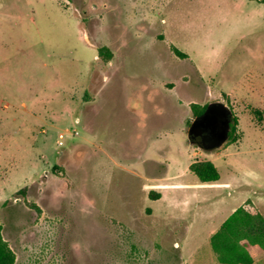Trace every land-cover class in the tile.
<instances>
[{"label": "rangeland", "instance_id": "374dc122", "mask_svg": "<svg viewBox=\"0 0 264 264\" xmlns=\"http://www.w3.org/2000/svg\"><path fill=\"white\" fill-rule=\"evenodd\" d=\"M211 103L237 118L235 143L188 138ZM202 160L216 186L188 171ZM241 206L264 216V4L0 0V225L15 264H218L209 237Z\"/></svg>", "mask_w": 264, "mask_h": 264}, {"label": "trees", "instance_id": "16d2710c", "mask_svg": "<svg viewBox=\"0 0 264 264\" xmlns=\"http://www.w3.org/2000/svg\"><path fill=\"white\" fill-rule=\"evenodd\" d=\"M264 4V0H257ZM174 54L183 59L186 55L173 49ZM101 53L98 51V56ZM207 105H205L195 116H201ZM257 117L259 113L253 111ZM258 120H260L258 118ZM231 132L228 135V144L238 140L235 135L238 120L232 115ZM188 171L197 179L200 184H214L219 180V173L214 164L210 161H193L188 166ZM160 198L157 193L150 195V200L156 201ZM209 247L214 254L218 264H253V258L249 250L253 247L264 252V216L260 213H251L243 206L235 209L209 237ZM0 264H15L14 252L2 237L0 225Z\"/></svg>", "mask_w": 264, "mask_h": 264}, {"label": "flooded vegetation", "instance_id": "af4514ba", "mask_svg": "<svg viewBox=\"0 0 264 264\" xmlns=\"http://www.w3.org/2000/svg\"><path fill=\"white\" fill-rule=\"evenodd\" d=\"M224 112L223 116L219 115L216 117V122L212 127L203 126L194 130L193 139L200 143L204 141L210 147L215 146L219 139H227L231 132L233 122L232 114L229 113V109L224 107Z\"/></svg>", "mask_w": 264, "mask_h": 264}, {"label": "water", "instance_id": "95a60500", "mask_svg": "<svg viewBox=\"0 0 264 264\" xmlns=\"http://www.w3.org/2000/svg\"><path fill=\"white\" fill-rule=\"evenodd\" d=\"M224 113H225L224 112V106L221 103H211V104L207 105L204 113L193 121V123L191 124V126L188 130V138L190 139V141L195 140V139H193L194 137H192L194 135V130L198 129L199 127H203V126L212 127L216 122V117L219 115L223 116ZM229 113L232 114L230 110H229ZM224 141H225L224 138L219 139L216 142L215 146H219ZM203 142L204 141H202L201 143L198 142V144L202 146ZM202 147L210 148V147H205V146H202Z\"/></svg>", "mask_w": 264, "mask_h": 264}, {"label": "crops", "instance_id": "0c3cea01", "mask_svg": "<svg viewBox=\"0 0 264 264\" xmlns=\"http://www.w3.org/2000/svg\"><path fill=\"white\" fill-rule=\"evenodd\" d=\"M191 164V163H190ZM189 164V165H190ZM188 165V166H189ZM196 185V184H195ZM217 185V182L216 183H214V184H206V185H197V186H204V187H208V186H216ZM177 186L178 185H172V187H175L174 189H169V190H181V189H179V188H177ZM228 217V216H227ZM226 219V218H225ZM224 221V220H223ZM222 223V222H221ZM220 223V224H221ZM220 224H219V226H220ZM218 226V227H219ZM217 230V229H216ZM249 253H250V255L252 256V258H253V264H255L256 262H257V260L258 259H260V258H263L264 257V252H262L261 250H259L258 248H256V247H253V248H251L250 250H249Z\"/></svg>", "mask_w": 264, "mask_h": 264}, {"label": "built area", "instance_id": "2783aa9c", "mask_svg": "<svg viewBox=\"0 0 264 264\" xmlns=\"http://www.w3.org/2000/svg\"><path fill=\"white\" fill-rule=\"evenodd\" d=\"M59 138L61 139V138H62V136H59Z\"/></svg>", "mask_w": 264, "mask_h": 264}]
</instances>
